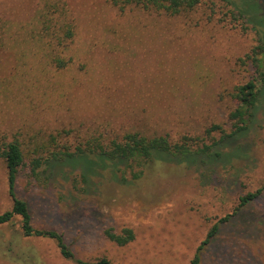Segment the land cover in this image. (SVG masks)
I'll return each mask as SVG.
<instances>
[{"label": "rangeland", "instance_id": "rangeland-1", "mask_svg": "<svg viewBox=\"0 0 264 264\" xmlns=\"http://www.w3.org/2000/svg\"><path fill=\"white\" fill-rule=\"evenodd\" d=\"M45 1L0 0V142L17 140L27 157L52 137L72 148L134 132L212 144L221 136L206 135L212 125L234 130L238 86L256 79L257 105L245 129L210 156L164 157L134 168L137 180L121 176L125 163L112 174L81 160L56 163L36 180L23 167L16 192L30 206L33 226L59 233L73 259L52 239L25 237L15 217L0 224V264L103 257L113 264H191L199 247V264H264V82L247 59L260 36L264 41V0H229L253 26L223 0H201L175 16L120 12L106 0H59L75 31L60 54L37 23ZM56 56L67 67L57 68ZM11 208L0 161V214ZM123 229L134 234L126 245L105 235Z\"/></svg>", "mask_w": 264, "mask_h": 264}, {"label": "trees", "instance_id": "trees-1", "mask_svg": "<svg viewBox=\"0 0 264 264\" xmlns=\"http://www.w3.org/2000/svg\"><path fill=\"white\" fill-rule=\"evenodd\" d=\"M112 7L124 12L127 9H140L144 12L165 13L169 16H175L183 10H191L201 4V0H106ZM228 5L230 13L243 19L247 24L252 25L246 14L238 9L236 3L229 0H223ZM37 23L40 26L42 36L53 42L54 46L60 48L57 52L60 54L72 42L75 31L74 25L67 16L64 5L59 0H46L38 11ZM253 26V25H252ZM56 67L63 69L67 67L69 62L58 56L53 57ZM261 82H264V41L260 36L258 45H256L251 53L247 56ZM258 87L257 80L251 79L238 86L235 90L234 100L237 104L236 108L230 114L233 122V131L225 134L219 125H212L206 130V135L210 136L219 133L221 136L212 144H206L200 138L184 136L179 141H171L168 136L147 137L138 132L126 133L120 139L102 140L99 138H90L79 143L75 147L64 144H57L56 138L52 137L50 145H42L34 149L35 154L30 157L26 153L22 144L17 140L11 142H0V161L5 163L8 193L12 199V208L0 214V224L10 223L15 217L21 220V230L25 237H41L52 239L57 243L61 255L65 259H73V253L64 243L62 236L54 230L38 229L33 226L32 214L28 203L19 198L16 192V180L19 171L23 167L29 168V176L36 180L40 173V169L46 171L52 165L59 164H76L80 160L86 161L94 168L100 167L104 173L112 174L114 167H119L123 163L125 165L120 169V174L125 177L130 174L134 180H137L141 171L134 168H140L151 162H165L164 157L183 158L189 155L210 156V150L213 147L221 145L225 140L234 137L240 131L245 129L248 119L253 115L257 105ZM27 155V156H26ZM165 155V156H164ZM169 156V157H168ZM26 157L29 158L26 161ZM181 160V159H180ZM185 163L184 161H181ZM73 166V165H72ZM90 172L84 170L82 179H87ZM101 175V174H100ZM104 175V174H103ZM113 177H117L113 173ZM264 189V187L262 188ZM262 189L255 193L248 194L240 199V207L249 201L255 200L261 193ZM237 211V210H236ZM236 214V212L234 213ZM226 216L224 219L228 218ZM214 226L207 235L208 239L217 231ZM106 237L119 246L126 245L134 239V234L129 229H123L120 233L112 230L105 231ZM198 252L194 255L191 264H199L200 257ZM77 264H113L107 258H99L95 261L75 260Z\"/></svg>", "mask_w": 264, "mask_h": 264}]
</instances>
